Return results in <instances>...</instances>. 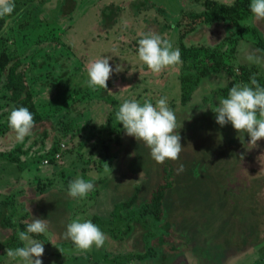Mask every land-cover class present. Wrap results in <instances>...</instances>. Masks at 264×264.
Returning <instances> with one entry per match:
<instances>
[{"label":"rangeland","instance_id":"1","mask_svg":"<svg viewBox=\"0 0 264 264\" xmlns=\"http://www.w3.org/2000/svg\"><path fill=\"white\" fill-rule=\"evenodd\" d=\"M62 2L31 0L6 20L0 35V53L24 73L45 118L17 140L0 77V264H23L6 250L22 246L17 230L33 218L48 221L40 240L43 264H264V139L249 146L246 133L230 123L221 127L214 113L233 85L250 84L246 77L255 74L264 85V51L257 45L264 20L249 15L237 25L199 26L186 36L182 42L199 56L224 58V67L194 82L195 60L154 73L140 61L138 42L153 33L180 49L178 23L185 11L203 10L200 1L76 0L66 18ZM105 56L124 71H113L108 90L90 89L87 65ZM183 77L191 79L186 88ZM163 97L175 113L183 149L176 161H165L174 168L175 184L160 222L146 202L165 162L157 163L143 141L128 136L115 113L125 100L155 106ZM180 164L184 171L178 173ZM77 178L94 184L83 199L68 195ZM77 218L102 230V247L78 250L64 238Z\"/></svg>","mask_w":264,"mask_h":264},{"label":"clouds","instance_id":"2","mask_svg":"<svg viewBox=\"0 0 264 264\" xmlns=\"http://www.w3.org/2000/svg\"><path fill=\"white\" fill-rule=\"evenodd\" d=\"M15 8V0H0V18L12 15ZM249 9L256 19L264 20V0H251ZM138 44L140 61L154 73L181 62L180 49L174 48L172 42L158 34H146ZM110 59L111 57L105 56L88 63L90 89L108 90V80L113 71H124L120 64L113 69L109 64ZM249 60L258 62L255 56H250ZM218 105L214 110L218 125L223 127L230 123L240 134L246 133L250 137L249 146L257 145L258 141L264 139V86L258 83L255 74L250 77V84L233 85L227 98H219ZM115 120L123 125L128 136L143 141L149 147L151 156L157 163L163 164L166 160L176 161L179 158L183 149L181 136L175 131L176 116L168 106L167 97L159 99L155 106L148 100H144L143 104L136 99L125 100L116 111ZM8 124L16 133L17 140L23 141L34 127V114L24 106L13 108L8 116ZM240 136L238 138L243 143ZM243 159L244 155L240 154V160ZM183 171L184 165L180 164L178 173ZM142 175L143 172L140 177ZM93 189L94 184L91 181L77 178L69 183L68 195L83 199ZM25 224L24 230H17L22 246L8 248L6 255L12 259L18 258L23 264H43L40 258L45 252L44 243L34 236L46 233L48 221L33 218ZM63 236L70 239L78 250H88L93 245L102 247L106 239L102 230L91 220L81 222L79 218L67 225Z\"/></svg>","mask_w":264,"mask_h":264},{"label":"trees","instance_id":"3","mask_svg":"<svg viewBox=\"0 0 264 264\" xmlns=\"http://www.w3.org/2000/svg\"><path fill=\"white\" fill-rule=\"evenodd\" d=\"M30 1L31 0H15L16 8L13 14L0 18V35H2L1 33L6 23V20L9 17L15 16ZM196 1L201 2V4L203 5V10L185 11L182 14L181 19L178 23L180 30L179 38L181 41V59L184 64H187L190 58L195 60L194 68L198 71V75L195 78L194 82H197L201 78L209 76L211 72L224 67V58L222 54H206L204 55V57H201L199 56L200 53L197 50L185 46L182 40L186 36L195 32L199 26L225 21L237 25L246 17L252 15L249 9V4L251 0ZM76 6V0H63L62 4L60 5L59 12L63 18L69 17L74 13ZM257 45L264 51V40L262 39V37L258 39ZM11 62L12 59L8 53H6L5 51L0 53V77L5 76V88L9 93L12 109L19 108L21 106L27 107L34 114V127H36L42 124L45 118L37 109V106L34 102L32 90L26 83L24 73L19 69L18 65H11ZM241 69H244V67H241ZM246 79L250 80V76L246 77ZM189 80L191 79L187 77L182 78L183 88H186L187 85H189ZM49 84L50 85L48 86L56 85L53 82H50ZM260 85L264 86L263 84ZM174 184V168L171 163L165 162L162 168V175L160 181L153 188L150 193L149 199L146 202V211L160 222H162L165 218V199L169 191L174 187ZM138 193L139 189L137 188L129 203H127L128 208H130V206L136 202L138 198ZM25 227V223L20 224V230H24ZM43 237L44 234L34 236V238L38 240L43 239Z\"/></svg>","mask_w":264,"mask_h":264},{"label":"built area","instance_id":"4","mask_svg":"<svg viewBox=\"0 0 264 264\" xmlns=\"http://www.w3.org/2000/svg\"><path fill=\"white\" fill-rule=\"evenodd\" d=\"M57 154H59V153H57ZM57 154H56V155H57ZM58 157H59V155H57V158H58Z\"/></svg>","mask_w":264,"mask_h":264}]
</instances>
